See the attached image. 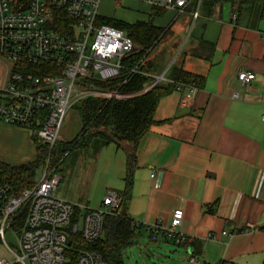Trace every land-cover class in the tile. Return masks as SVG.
Masks as SVG:
<instances>
[{"label": "crops", "instance_id": "obj_1", "mask_svg": "<svg viewBox=\"0 0 264 264\" xmlns=\"http://www.w3.org/2000/svg\"><path fill=\"white\" fill-rule=\"evenodd\" d=\"M254 1L241 0L236 6L222 0L211 12L201 5L196 19L193 8L188 9L194 21L191 35L174 44L173 54L152 76L166 78L175 66L203 76L204 86L190 100L178 91L163 98L156 124L135 151L127 213L142 227L137 239L146 234L151 241H172L147 227L168 228L173 213L182 210L177 232L188 238L182 247L194 254L198 249L206 264H263L264 9L256 10ZM240 72L255 75L249 87L239 82ZM235 93L238 99L232 98ZM73 113L68 114L64 134ZM36 157L27 129L0 122L1 162L21 166ZM209 234L215 238L207 240Z\"/></svg>", "mask_w": 264, "mask_h": 264}, {"label": "built area", "instance_id": "obj_2", "mask_svg": "<svg viewBox=\"0 0 264 264\" xmlns=\"http://www.w3.org/2000/svg\"><path fill=\"white\" fill-rule=\"evenodd\" d=\"M129 1L178 16L193 8L192 17L196 19L203 0ZM100 2L0 0V122L30 130L52 149L62 140L69 112L81 102L126 101L149 92L160 82L172 83L164 77H153V84L134 94L120 89L99 90L95 86V80L117 79L124 69V60L137 52L125 31L100 22ZM59 24L63 31L57 29ZM254 79L250 72L238 74L239 82L245 87ZM177 91L190 100L198 89L179 84ZM232 98L238 99V94ZM60 182V176L49 163L34 188L19 195L0 182V242L16 258L14 263L0 260V264H106L88 246L104 237L105 218L120 210V193L109 190L99 209L78 207L57 197ZM183 217V211L176 210L168 228L155 224L147 230L184 246L188 238L177 232ZM12 230L18 231V253L12 252L6 243L5 236ZM214 238L209 234L207 240ZM188 253L189 264H205L190 249Z\"/></svg>", "mask_w": 264, "mask_h": 264}, {"label": "trees", "instance_id": "obj_3", "mask_svg": "<svg viewBox=\"0 0 264 264\" xmlns=\"http://www.w3.org/2000/svg\"><path fill=\"white\" fill-rule=\"evenodd\" d=\"M218 2L219 0H203L202 7L211 12ZM158 14L160 12L156 15ZM100 22L108 24L103 20ZM110 25L125 31L136 45L137 52L124 60V69L117 79L108 82L95 80V86L99 90L120 89L126 94L139 93L155 82L152 75L161 70V63H158L160 58H148L169 30L157 26L152 19L135 24L112 22ZM57 29L63 31L64 28L59 24ZM133 70L136 71L132 72ZM166 78L172 83L160 82L149 92L126 101L87 99L81 102L74 108L81 122V131L73 141L58 142L50 149L33 136L36 159L21 166H10L0 161V182L8 185L14 195H19L24 190L34 188L38 171L47 166L49 157V166L57 174L59 165L75 149L87 150L93 143H97L100 150L111 145L121 149V143L131 145V151H126L125 189L120 192V210L105 218L104 237L88 246L89 250L98 252L106 264H124V252L136 242L142 228L127 213L136 168L137 145L156 124L155 112L163 98L177 91L179 84L202 89L205 82L203 76L185 72L175 66L170 68ZM198 251L197 249L195 252L197 256Z\"/></svg>", "mask_w": 264, "mask_h": 264}, {"label": "rangeland", "instance_id": "obj_4", "mask_svg": "<svg viewBox=\"0 0 264 264\" xmlns=\"http://www.w3.org/2000/svg\"><path fill=\"white\" fill-rule=\"evenodd\" d=\"M230 1L236 6L241 2V0ZM254 2L256 10L264 8V0H255ZM157 13L147 4L129 0H101L99 8V15L108 25L112 22L135 24L138 21L152 19L155 24L160 22L165 29H170V31L172 29L148 58V60L160 58L158 63L162 64L166 58L173 54L174 44L176 42L184 43L191 35L194 21H191L189 13L180 16L169 11H161L156 15ZM173 33L176 36H173ZM73 112V117L67 127V134H64L66 125L63 127L62 140L60 141L62 143L73 141L81 131V123L77 119L78 114L74 109ZM27 131L33 138V133L30 130ZM120 146L121 149L111 145L100 150L99 145L93 143L87 150L78 148L70 152L57 169V174L61 178L56 191L57 197L78 207L99 209L109 190L120 193L124 184V152L131 151V145L121 143ZM42 171L43 169L38 171L36 184L40 180ZM17 232L15 230L8 231L5 236L6 243L14 253H18ZM262 249L264 250V247ZM259 250L261 251V247ZM260 259L264 264V251ZM0 260H5L8 263H14L16 260L4 242H0ZM123 260L124 264H189L190 258L186 249L176 245L173 241L155 242L143 234L126 249Z\"/></svg>", "mask_w": 264, "mask_h": 264}, {"label": "water", "instance_id": "obj_5", "mask_svg": "<svg viewBox=\"0 0 264 264\" xmlns=\"http://www.w3.org/2000/svg\"><path fill=\"white\" fill-rule=\"evenodd\" d=\"M137 50V49H136ZM206 264V263H205Z\"/></svg>", "mask_w": 264, "mask_h": 264}]
</instances>
